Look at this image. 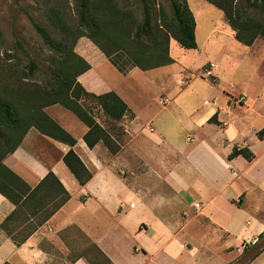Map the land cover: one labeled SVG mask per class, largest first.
Here are the masks:
<instances>
[{
	"label": "crops",
	"instance_id": "obj_1",
	"mask_svg": "<svg viewBox=\"0 0 264 264\" xmlns=\"http://www.w3.org/2000/svg\"><path fill=\"white\" fill-rule=\"evenodd\" d=\"M191 11L195 17L194 11L192 9ZM195 20L196 25H198L196 17ZM196 41L197 49H199L194 50H197V54L205 57L197 71L210 64L209 76L215 80L208 78V76L207 78H194L176 91L174 78L170 75L173 71L172 68L175 66L182 70H191V68L184 62L190 57L188 52H182V60L179 57H174V49L181 52V48H178L175 44L177 42L174 40H171L170 43V56L175 63L149 71L134 68L127 75H123L103 55L99 59V66L108 65V67L106 66L107 72L122 82L119 86L105 85L106 74L99 72V66H95L90 60L87 61L91 68L78 78V81L90 93L96 95L111 91L117 93L132 112V116H125L122 120L132 118L135 126L134 131L141 130L139 128L144 124H151L153 128L146 129L150 136L148 146L140 148L130 145L122 146L119 142L121 135H118L120 138L118 137L117 140L121 150L116 155L111 154L103 143H98L93 149H90L83 140V136L88 131L83 123L84 127L77 122L69 126L62 112V107L59 105L46 109L47 114L65 130L68 132L71 130L69 133L78 140L73 149L88 169H96L93 178L81 186L87 194L80 197V204L86 205L98 194L103 200L116 198L114 220L119 223L122 229L129 225L134 237L143 236L147 240H152L153 253L162 256L164 259L180 258L186 250L190 251L193 257L197 255L199 248L193 245L192 239L185 241L179 239L180 236H188L189 229L194 226L201 229L203 239L208 237L205 243L206 249L212 243L223 244V242L232 239L239 240L240 246L244 243L254 245L258 237L264 232V221L261 219L262 208L260 207V204L264 203V180H261V174L256 165L258 154L252 145L245 146V141L241 143L240 140L251 132L255 142L264 143V139L258 137V133L264 128V122L252 128L245 126L241 132L233 121L226 119L225 114L236 115L239 110L251 111L253 102L247 97L245 103L238 104L233 96L234 92L245 94L244 91L237 89L234 84L229 85L230 87L222 85L221 79L223 69L232 70V72L238 70L241 59L246 56L251 58L250 66L252 69L258 70L259 66L264 65V49H260L259 39L252 46H245L238 42L235 38V32L222 21V16L220 21L213 25L209 33L206 34L202 45L199 43L196 30ZM80 55L83 56V54ZM143 82L150 85H157L160 82V91L164 89L167 95L166 102H164L166 105L160 102L159 111L152 114L151 119L147 121H140L129 103L132 91L141 92L142 90L139 88L143 87L141 85ZM240 85L244 86L243 82ZM214 86L220 89L224 97L222 106L210 102L211 98L209 99L208 92ZM212 100L215 101V98ZM202 105L205 109L202 113H198ZM162 115L173 117L175 122L169 123L173 125L171 132L166 128H159L160 133L157 134L155 132V120ZM214 117L221 123L220 125L210 122ZM205 127L213 128L214 133L218 136L215 139L204 136L201 130ZM127 132L132 139L135 138L132 129L131 131L127 130ZM116 133L119 134L118 131ZM41 136L55 143L57 159L51 161L44 157L41 159V146H37V148H34V144L31 148L28 146L32 139L41 141ZM169 138H172L173 141ZM154 144L165 146L175 155L176 164L171 165L168 169L169 184L167 185L171 191L169 200L175 207H178L177 217L173 215L171 210L161 208L162 201H157V197L143 188L140 181L143 177L142 174L131 178V180L120 179L122 183L115 182L110 178L113 175L108 169L110 161H112L110 157H116L119 167H127L133 161V168H136L140 164L144 165L142 150ZM102 148L107 149V152L101 155ZM235 148H248L254 155L253 159L248 161L240 155L230 160L229 155ZM70 149L65 144L41 135L33 128L28 132L20 147L6 159L5 165L32 189L39 185L52 171L69 192L70 184L77 182L63 162V157ZM240 165L245 167L240 170L238 168V166L241 167ZM144 167L146 168L145 165ZM84 197L85 201L83 202ZM71 200L72 196L59 211L38 227L19 246L8 237L7 233L0 229V261L7 260L10 264H36V262L40 264H92L83 256H77L74 259L69 257L71 250L76 251L78 249L75 235L73 237L69 235V244L67 245L61 234L71 231L76 226L90 240L91 246L100 253L104 261L103 264H115L96 242H93L78 225L71 221L70 212L66 210ZM121 204L124 205V209L119 211ZM15 208L9 200L0 194V224L6 223L7 218L15 211ZM252 211L253 216H250L258 224L256 233L250 239L248 238L250 230L240 217L242 214L249 215V212ZM149 215L151 221H147ZM19 221L20 219L13 220L7 224V227L12 229L13 225L20 224L21 232L27 231L28 233V229L32 230L31 221ZM135 246H137V250H135ZM237 248L239 247L228 244L222 250L230 254L235 252ZM64 251L67 253L65 257L62 256ZM140 256L150 259L154 257L147 246L134 242L130 248V257L137 259ZM234 258H237V254ZM249 264H264V252Z\"/></svg>",
	"mask_w": 264,
	"mask_h": 264
},
{
	"label": "trees",
	"instance_id": "obj_2",
	"mask_svg": "<svg viewBox=\"0 0 264 264\" xmlns=\"http://www.w3.org/2000/svg\"><path fill=\"white\" fill-rule=\"evenodd\" d=\"M129 1L76 0L73 16L68 14L63 3L49 5V23L60 38H53L35 24L45 45L53 53L49 82L41 87L25 85L19 78L10 77L8 82L0 80V194L16 207L3 227L18 246L71 199L70 193L52 171L32 189L5 165L4 160L20 147L31 129L71 148L63 162L80 186L94 176L73 149L78 140L48 115L46 109L59 105L72 112L88 128L83 136L88 148L93 149L98 143H103L113 155L121 150L118 137L98 122L94 108L98 106L111 124L132 116L129 106L117 93L111 91L96 95L86 91L78 81L91 68L75 52L78 40L83 37L89 39L123 75L134 68L149 71L174 64L170 56L171 40L185 50L197 49L196 20L186 0H135L141 5L138 9L142 16L140 20L137 9L128 6ZM206 1L222 11L238 42L252 46L257 39H264V0H246L245 3L238 0ZM30 65L31 71L36 68L35 62L31 61ZM85 100L95 106L88 107ZM210 122L221 124L215 117ZM258 137L264 139V128ZM240 155L248 161L254 157L248 148H235L229 159ZM19 219L31 221L33 227L20 240L7 227L9 222ZM254 247L256 254L251 261L264 252V232Z\"/></svg>",
	"mask_w": 264,
	"mask_h": 264
},
{
	"label": "rangeland",
	"instance_id": "obj_3",
	"mask_svg": "<svg viewBox=\"0 0 264 264\" xmlns=\"http://www.w3.org/2000/svg\"><path fill=\"white\" fill-rule=\"evenodd\" d=\"M159 1L166 2L165 0ZM186 1H188L190 8L194 11L195 17L197 18L198 25H196V30L200 45L203 44L204 37L209 33L211 27L220 21L221 16L222 21L227 24L222 11L208 3L206 0ZM238 1L239 3L246 2V0ZM58 2H60V5L63 3L68 14L73 16V7L76 0H0V80L8 82L10 77H13L15 80L16 78H19L23 79L25 85H38L41 87L46 86L49 82L48 80L52 74L51 58L53 53L45 45L43 38L35 27V24L48 31L53 38L59 39V34L49 23L47 13L48 6H55ZM128 6L136 8L137 11L141 7L140 4L135 3V0H130ZM141 17V12L138 11L139 20ZM259 40L260 49H264V39L259 38ZM175 44L178 48H181L178 43ZM180 50L181 52H178L177 49L173 50L174 57H179V59L182 60V52H188L190 57L184 62L190 66L191 70H182L177 66L172 68L173 71L170 75L174 78L173 82L176 91L180 87L183 88L194 78H207V76L210 78L209 69H211V65L207 64L202 70L197 71L200 69L205 57L197 54V50L189 51L183 48ZM75 52L79 55L83 54V56H80L84 59L87 58L85 60H90L95 66L100 65L99 59L103 57V54L98 47L85 37L78 40ZM31 61L36 64V68L32 71L30 65ZM240 62L241 64L236 71L232 72V70L223 69L221 79L222 85L229 86L234 84L237 89H242V91H244L246 95L241 92H234L233 96L238 104L245 103L247 97L253 102L251 111L239 110L236 112V115L225 114V118L229 121H233L242 132L245 126L252 128L256 125L258 126L261 122H264V65L259 66L258 70H254V68L252 69L250 66V56L242 58ZM106 66L108 67V65ZM106 66L98 67L99 72L106 74L105 85H121L122 82H119L118 78H114L110 72H107ZM109 66L111 65L109 64ZM241 82H243L244 86L240 85ZM141 85L143 87L141 86L142 88L139 89L142 91H132L129 103L140 121H147L148 119H151L152 114L159 111L160 102L166 105L164 102H166L165 99L167 95L164 92V89H161L160 91V82H158L157 85H150L143 82ZM208 96L209 99L211 98V103H215L219 106L223 105L224 97L217 86L210 88ZM213 98H215V101L212 100ZM84 103L88 107L95 106L88 100H85ZM204 109L205 107L202 105L198 113H202ZM62 112L65 115L69 126H71L72 123L75 124L77 122V124L84 127L82 122L72 112L63 107ZM94 112L97 120L104 128L111 131L115 137L121 135V140H119V142L122 146L130 145L135 148L148 146L150 136L146 129H152L153 126L151 124H144L139 128L141 130L134 131L135 126L133 125L134 120H132V118H127L111 124L109 119L102 113L98 106H95ZM170 122H175L173 117L169 115L160 116L155 120V132L157 134L160 133L159 128H166L171 132L173 125L169 124ZM131 129L135 135V138H133L134 140L127 132V130L131 131ZM117 131L119 133L118 135L115 134ZM201 133L211 139H215L218 136H216L211 127H205L201 130ZM169 139L172 140V138ZM240 140L241 143L245 141V146L250 144L255 149L258 154L256 165L260 171L261 180H264V143L258 141L255 142L254 136L251 132L240 138ZM32 144H34V148L41 146V159H43V157L47 158L49 161L57 159V152L54 148L56 145H54L55 143L52 141L41 136V141L32 139L28 146L31 148ZM106 150L107 149L102 148L100 154H105V152H107ZM142 152V161L146 168L142 164L133 168V161H131L130 165L127 167H119V162L115 159L116 157H110L112 161H110L108 169L114 176L112 175V177H110L109 173L108 176L115 182L122 183L120 179L131 180V178L133 179L134 177H137V175L140 176L142 174L143 177L140 181L143 188H145L148 193L150 192V194L152 193L153 196L157 197V201H162L160 204L161 208H164V210H171L173 215L177 217L178 207H175L171 200H169L171 191L167 185L169 184L168 169L171 165L176 164L174 153L171 150L169 151L165 146H158L157 144L144 148ZM6 159L4 160V163ZM240 166L241 167L238 166L240 170L245 167L243 165ZM146 169L147 171L145 172ZM90 170L94 174L96 173L95 168H90ZM69 187L72 200L66 210L70 212L71 221L78 225L93 240V242H96L104 251L101 250L113 260L115 264H229L235 259L234 257L236 254L237 258L230 264H249L252 262L251 258L256 254V248L253 244L244 243L240 246L239 240L235 239L223 242V244L216 245L212 243L208 246L209 248H207V250L205 248V243L207 242L208 237L203 239L204 236H201V229L194 226L189 229L190 233L188 236H180L179 239L181 241L192 239L193 245L196 248H199L197 255L193 257L191 252L186 250L180 258L164 259L162 256H157L153 253L152 240H147L143 236L139 238L134 237L131 234V227L129 225L125 226V229H122L119 223L114 220L116 198L103 200L98 194L86 205H81L79 199L82 195L85 196L87 194L86 190L76 181L73 184H70ZM260 207L262 208L261 219L264 221V203H261ZM123 209L124 205L121 204L119 211H122ZM169 213L171 212L169 211ZM251 213L253 214V211L249 212V215L242 214L240 217L250 230L248 236L250 239H252V236L256 233L258 224L252 217L253 215ZM147 221H151L150 215L147 216ZM247 222L249 223L247 224ZM3 225L5 226V223L0 224V229L6 233ZM8 229L18 240L24 238L30 232V229H28V233L27 231L21 232L22 229L20 224H15L12 226V229L10 227H8ZM69 235L72 237L75 235L76 244L78 246L76 251L71 250L69 255L71 259H74L77 256H83L87 261H91L92 264L104 263L100 253L97 249L91 246L90 240L78 227L74 226L71 231H66L61 234L67 245L69 244ZM134 242L139 245L143 244L147 246L151 250V255L154 257L151 259L149 257L144 258L143 256H140L137 259L131 258L130 248ZM228 244L239 248H237L235 252L229 254V252H224L222 250L225 245ZM136 247L137 246H135V250H137ZM246 248L247 250L245 251ZM66 254V251H64L62 256L65 257L67 256ZM0 264L10 263L5 260L2 262L0 261ZM36 264L40 263L36 262Z\"/></svg>",
	"mask_w": 264,
	"mask_h": 264
}]
</instances>
